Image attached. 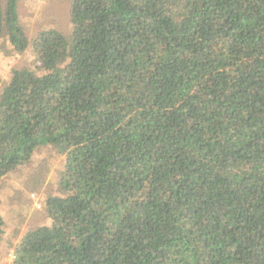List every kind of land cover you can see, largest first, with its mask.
Here are the masks:
<instances>
[{"label":"trees","instance_id":"trees-1","mask_svg":"<svg viewBox=\"0 0 264 264\" xmlns=\"http://www.w3.org/2000/svg\"><path fill=\"white\" fill-rule=\"evenodd\" d=\"M17 3L0 181L62 166L12 264H264V0H69L31 40Z\"/></svg>","mask_w":264,"mask_h":264},{"label":"rangeland","instance_id":"rangeland-1","mask_svg":"<svg viewBox=\"0 0 264 264\" xmlns=\"http://www.w3.org/2000/svg\"><path fill=\"white\" fill-rule=\"evenodd\" d=\"M69 0H18L19 22L31 40L44 28H54L69 36L71 23L67 13ZM3 44V45H1ZM7 41L0 42V83L13 66L33 63L29 49L22 54L10 55ZM62 166V156L52 148H40L33 159L17 175L10 174L0 181V211L5 220V233L0 238V264H12V245L18 237L32 226L44 223L42 211L44 195L54 183ZM38 181L34 188L33 182Z\"/></svg>","mask_w":264,"mask_h":264},{"label":"built area","instance_id":"built-area-1","mask_svg":"<svg viewBox=\"0 0 264 264\" xmlns=\"http://www.w3.org/2000/svg\"><path fill=\"white\" fill-rule=\"evenodd\" d=\"M12 258H13V254H12Z\"/></svg>","mask_w":264,"mask_h":264}]
</instances>
